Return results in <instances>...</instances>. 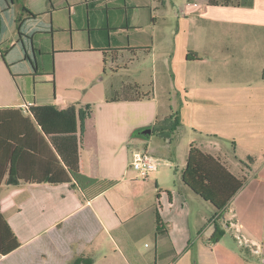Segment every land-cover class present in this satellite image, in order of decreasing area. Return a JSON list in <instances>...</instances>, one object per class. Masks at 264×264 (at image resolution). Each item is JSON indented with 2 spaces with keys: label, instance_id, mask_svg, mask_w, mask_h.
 Segmentation results:
<instances>
[{
  "label": "crops",
  "instance_id": "0c3cea01",
  "mask_svg": "<svg viewBox=\"0 0 264 264\" xmlns=\"http://www.w3.org/2000/svg\"><path fill=\"white\" fill-rule=\"evenodd\" d=\"M91 1L95 0L63 4L78 28L80 15L75 7ZM53 8L54 0H0V49L7 53L12 49V64L22 61V54L24 60L39 61L37 54L43 55L44 50L38 35L55 33L45 20ZM224 8L243 12V18L225 22L232 26L233 35L210 36L202 28L192 36L188 26L182 31L178 52L171 59L177 70L175 79L170 76L167 81V112L157 130L145 122L132 124L122 115L95 117L89 123L80 150L81 172L113 186L84 192L74 183L25 182L10 177L8 168L3 174L0 165L1 212L21 243L14 252L0 255V264H264V163L252 178L245 173L254 171L253 157L264 156V0H254L251 7ZM81 10L84 14L85 8ZM88 20L92 28L89 15ZM104 34L89 33L90 50L97 49L93 44L100 43V37L108 46ZM7 43L11 49L4 50L2 45ZM121 51L110 57L118 69L119 62L125 67L129 63ZM3 67L8 73L0 55V109L44 105L26 94L19 75L11 73L16 87L7 81ZM130 91L131 86L123 85L116 97L135 99L137 94ZM138 95L145 97L115 104L150 98V93ZM46 104L68 107L60 99ZM176 114L181 126L170 133ZM149 127L151 136H141ZM135 129L142 130L130 143ZM179 131L188 135L189 150L193 145L214 156L245 180L225 209L217 211L186 186L185 169L181 178L173 175L172 146ZM155 134L158 141H153ZM124 141H129L126 151L120 147ZM136 151L159 155L161 166L168 169L160 166L152 179L141 181L131 167ZM230 151L242 153L250 163L237 156L233 161ZM166 159H170L167 164ZM158 214L165 227L160 233ZM146 235L155 243L153 251H142L137 243Z\"/></svg>",
  "mask_w": 264,
  "mask_h": 264
},
{
  "label": "rangeland",
  "instance_id": "374dc122",
  "mask_svg": "<svg viewBox=\"0 0 264 264\" xmlns=\"http://www.w3.org/2000/svg\"><path fill=\"white\" fill-rule=\"evenodd\" d=\"M83 1L85 0H54V8L51 10L53 13L45 17V20L52 24L55 33L37 37V40L41 38L39 45L44 50L43 55L37 54L38 76H34L36 72L31 62L24 60V54L22 61L12 64L15 55L14 52L11 55L9 43L2 45L4 50L8 47L11 49L8 53L5 51L9 74L3 67V76L6 73L9 79L6 78L7 81H11L16 87L12 74L19 75V85L25 88L29 97L38 98L40 103H55L60 99L65 102L64 107L74 105L77 110L90 104L97 120L111 115H122L130 118L132 124L145 122L154 129H158L159 124L164 121L165 111L167 112V81L170 76L175 79L177 70L171 65V59L178 52L184 28L188 26L192 36H195L196 31L205 28L203 31L210 36L225 37L234 34L232 26L225 22L243 18V12L223 6H208L205 0H108L110 21L107 22L103 16L92 19L91 22L93 30L104 28L102 32L111 37L110 45L103 47L106 50L104 53L101 49L90 50L89 31L80 30L74 21H70L69 10L63 5L66 2L75 5ZM101 6H105V2ZM100 33L97 32V35ZM99 42L106 44L103 37H100ZM114 49H122L121 53L129 60L127 67L119 62L121 67L118 69L111 63L110 57ZM30 54L34 58L32 50ZM123 85L131 86L130 92L134 94L150 93V98L134 104L111 102L118 95L116 90ZM122 105H126V109ZM141 130L135 129L130 143ZM175 135L172 173L177 179V175L181 178L182 171L187 166L189 146L186 133L179 131ZM137 138L148 142L147 138ZM153 141H158L157 134ZM128 145L129 141H124L120 147L126 151ZM230 152L233 161L237 156L250 163L249 158L242 153L234 155L233 151ZM253 158L251 167L254 171L245 172L249 178L264 163V156ZM169 160L166 159L165 164ZM160 169L168 168L161 166ZM133 172L144 181L136 171ZM154 175V172L151 173L150 178ZM137 243L142 246V251L150 252L155 247L152 237L148 235Z\"/></svg>",
  "mask_w": 264,
  "mask_h": 264
},
{
  "label": "trees",
  "instance_id": "16d2710c",
  "mask_svg": "<svg viewBox=\"0 0 264 264\" xmlns=\"http://www.w3.org/2000/svg\"><path fill=\"white\" fill-rule=\"evenodd\" d=\"M107 1L95 0L75 7L80 15L78 18L80 30H87L92 36L105 30L90 28L88 15L92 19L104 16L106 21L109 20L110 9ZM253 1L205 0V3L210 6L251 7ZM104 2L105 6L102 7ZM82 7L85 8L84 14H82ZM25 11L31 17H37L27 8ZM77 17L74 18L77 19ZM104 38L109 46L110 35L106 33ZM94 46L106 53V50H103L105 44L94 43ZM35 51L38 50L35 49ZM117 51L118 49L113 50V52ZM2 52L4 56L7 55L5 51ZM26 57L30 60L29 54ZM30 62L36 72L34 75L36 77L39 72L38 61L33 59ZM143 97L137 94L135 99L115 97L110 101H134ZM177 116V114L174 115V128L170 133L175 132L181 126ZM94 119L95 112L90 104L79 110L74 105L62 109L56 104H33L28 109L22 107L1 108L0 152L2 151L4 155L0 157L3 159V163L0 162V165L3 174L8 168L10 177L25 182L37 184L74 183L84 192L92 187L106 189L113 186V182L92 179L81 172L80 150L85 146L88 125ZM168 137L169 135H167ZM183 181L199 197L210 202L217 211H221L243 187L245 180L235 176L214 156L204 153L192 145L188 153L187 166L183 172ZM156 225L158 233L165 230L159 214L156 217ZM20 246L21 243L2 214L0 206V255L6 256ZM74 264H79V261Z\"/></svg>",
  "mask_w": 264,
  "mask_h": 264
},
{
  "label": "built area",
  "instance_id": "2783aa9c",
  "mask_svg": "<svg viewBox=\"0 0 264 264\" xmlns=\"http://www.w3.org/2000/svg\"><path fill=\"white\" fill-rule=\"evenodd\" d=\"M32 104H26L22 108L28 109ZM162 164V160L147 151H136L133 154L131 167L144 180L150 178V174L157 171Z\"/></svg>",
  "mask_w": 264,
  "mask_h": 264
},
{
  "label": "water",
  "instance_id": "95a60500",
  "mask_svg": "<svg viewBox=\"0 0 264 264\" xmlns=\"http://www.w3.org/2000/svg\"><path fill=\"white\" fill-rule=\"evenodd\" d=\"M0 55H1V58L4 61V63L7 65V62H5L6 61L5 56L3 55V52L1 50H0ZM8 68H9V66H8ZM140 134L143 137H150L151 136V129H146V130L142 131Z\"/></svg>",
  "mask_w": 264,
  "mask_h": 264
}]
</instances>
